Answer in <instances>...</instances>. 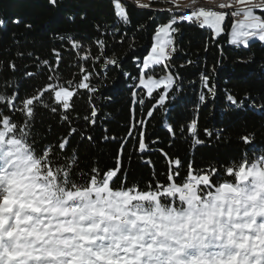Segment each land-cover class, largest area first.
I'll return each instance as SVG.
<instances>
[{"label": "trees", "instance_id": "16d2710c", "mask_svg": "<svg viewBox=\"0 0 264 264\" xmlns=\"http://www.w3.org/2000/svg\"><path fill=\"white\" fill-rule=\"evenodd\" d=\"M120 1L128 23L116 15L115 0H57L55 6L49 0H0V19L5 21L0 26V94L17 95L16 108L11 111L6 103H0V113L17 125V131L8 132L7 138L25 132L36 154H43L51 168L68 170L74 182L90 181L93 176L101 179L106 170L115 167L119 153L120 172L112 177L111 185L141 192L156 191L157 186L164 190L172 184L183 186L190 171L207 174L215 169L209 186L214 192L218 181L235 178L241 163H260L264 159V43L255 40L248 47L231 44L233 16L229 11L219 37L198 24L174 25L178 29L173 36L176 51L166 63L176 77L175 84L164 106L156 107L151 117L147 112L164 89L155 90L151 97L145 91L139 95L144 103H138L135 119L147 120L143 131L148 145L145 152L139 151L140 127H133L132 92L139 89L142 62L153 46L157 28L183 13L162 9L168 3L163 1L152 0L144 8L134 0ZM255 12L264 17L260 9ZM16 20L20 23L13 22ZM97 39L105 41L103 54ZM71 41L82 47L73 49ZM53 49L60 52L58 67ZM83 56L88 59H81ZM107 59L117 63L105 67ZM45 60L54 71L43 64ZM81 66L92 73L89 83L95 92L75 88L85 74L80 72ZM27 72L33 75L27 76ZM164 73V65L153 70L156 76ZM49 75H58L59 83L75 91L71 109L63 113L45 93L42 99L48 107L37 102L32 117H26L19 110L20 101L51 83ZM203 76L208 77L214 93L204 87ZM202 93L204 102L199 99ZM228 95L241 106L233 105ZM92 105L97 109L95 125L84 119L90 117ZM52 107L57 108L55 113ZM62 114L68 115L69 121L62 120ZM193 119L197 122L195 137L202 144H194L188 132ZM166 125L173 127L175 135ZM72 127L77 131L69 135ZM106 135L116 140H105ZM244 136L251 142L245 143ZM65 137L69 142L61 151L58 144ZM176 159L178 167L169 163ZM229 167L234 168L232 176L227 175ZM199 189L206 190L204 185Z\"/></svg>", "mask_w": 264, "mask_h": 264}, {"label": "clouds", "instance_id": "9594fccd", "mask_svg": "<svg viewBox=\"0 0 264 264\" xmlns=\"http://www.w3.org/2000/svg\"><path fill=\"white\" fill-rule=\"evenodd\" d=\"M45 160L0 137V264H264V162L181 197L74 182Z\"/></svg>", "mask_w": 264, "mask_h": 264}, {"label": "snow or ice", "instance_id": "6c2138e0", "mask_svg": "<svg viewBox=\"0 0 264 264\" xmlns=\"http://www.w3.org/2000/svg\"><path fill=\"white\" fill-rule=\"evenodd\" d=\"M137 4L144 8L148 7L149 5L141 3V0H136ZM208 3L213 4L215 3V0H207ZM49 3L55 6L57 4V0H49ZM171 3L179 7V0H171ZM197 0H191L188 7L190 8V11L184 12L183 14L179 16L173 15L168 22L161 24L155 33V42L153 47L151 48V54H149L142 62L141 72L139 74V82L136 85V87H143L147 90V95L149 97L152 96L154 90L163 88L164 91L159 94L158 100H156V103L153 105L152 109H150L147 112V117H151L153 114V111L156 107H163L165 104V101L168 96V91L173 87L175 84L176 77L172 74L171 71H168V64L166 63L168 60H170L172 53L176 51L174 47V33L178 31L174 25H176L178 22H188L193 24H198L201 28H207L212 31L214 36H218L223 32V24L226 19L227 13L217 11L213 8H206L203 6L196 7ZM218 8H232L235 7L236 10L231 13V15L235 19L234 23L231 28L230 33V43L236 46H244L248 47L249 42L253 39H258L261 42H264V17L257 15L255 10L260 9L262 12H264V0H259L257 3L256 0H226V2L219 3L217 5ZM115 9H116V15L122 20L124 23H128V15L126 12L125 7L120 3V0H115ZM14 23H20L19 20L13 21ZM5 21L3 19H0V26L4 25ZM30 27V25H29ZM96 43L101 46V54H103V46L105 44V41L103 39H97ZM71 46L73 49H79L82 46L78 41H71ZM53 52L55 53L56 60H55V66H59L60 63V52L53 49ZM81 59H88L87 56L81 57ZM96 59H99V57H96ZM117 61L115 59H107L105 63V67L111 64H116ZM188 63H191V61H188ZM44 65L48 66V69L50 71H54L53 65L49 64L47 60L43 61ZM156 65H164L165 74L161 75L158 79L154 77L152 74H147L146 76V70L152 68ZM11 67L13 70L15 69V64H12ZM81 73H85L82 76L81 81L75 85V88L77 89H86L89 92H95L96 89L94 86H90V76L92 73L87 72L86 69H84L82 66L80 68ZM27 76H32L33 73L27 72ZM48 80L51 81V83L44 84L41 88H39L33 95L23 98L20 103L22 104V107L19 109L20 111L24 112L26 117H32L33 115V106L37 102L42 104L44 107H48V105L44 102L42 99L45 96V93H49L50 96L54 99V101L60 105L63 113H68L69 110L72 107L71 100L74 95H76L74 90H70L68 87H65L64 84L59 83V76L58 75H49ZM202 81L204 84V87L208 89L210 93H214V88L208 86V77L203 76ZM71 83V81H69ZM133 96V104L137 103L136 96L137 92H132ZM201 102H204L205 95L202 93L199 97ZM227 99L237 107H240L241 104L237 102V100L232 96L228 95ZM16 100L17 95L14 93L11 96H5L3 94H0V103H6L9 106V110H13L16 108ZM140 104L144 103V99L141 98L139 100ZM264 107V106H262ZM52 112H56L57 108L52 107ZM97 117V109L94 105L91 106V113L90 117L86 116L84 117L85 120H88L90 124L95 125L97 123L96 118ZM62 120L69 121V116L62 114L61 116ZM133 127L136 125H139L140 131H139V141H138V149L141 153L145 152V150L148 148V145L145 143L144 140V131L143 128L147 123L146 119H141L137 121L135 119V110H133ZM0 124H2L3 129L0 131V137H3L5 139H12V140H18L19 138L23 137L26 139V133L21 132L20 135L16 138H7L8 132H14L17 131V125L15 122H13L10 117H6L3 115V113H0ZM167 130L172 135H175L174 129L171 125H166ZM25 129H27V125H25ZM197 130V122L195 119L191 121V123L188 125V132L190 135L193 136V143L194 144H202L203 141L196 139L195 134ZM77 129L75 127H72L70 129V133L74 134L76 133ZM106 131V130H105ZM181 132L184 131L183 128L180 129ZM209 136L212 135V133L208 130H205ZM128 135H132L131 129L128 132ZM89 140L91 139V136L87 137ZM105 140L112 139L116 140L115 136L109 137L105 136ZM245 143H250L251 140L248 136H244L242 138ZM68 138H63L59 144L58 148L63 151L66 148V145L68 144ZM155 143V141H153ZM47 151V149H46ZM120 151L123 152V142L120 144ZM162 151V149H161ZM264 151V150H262ZM165 155H167L165 153ZM41 157H44L43 154H41ZM261 162H264V159H262ZM260 162V163H261ZM150 163V161H149ZM170 164L174 163L177 167L180 165L179 159H176L174 161H169ZM259 163V164H260ZM256 162H253L249 165L241 163L238 167V170L235 171V179L239 180L241 175H243L245 172L249 170L251 167H256L259 165ZM50 169L51 167L48 166ZM190 167V166H189ZM248 169V170H246ZM215 169H212L207 174H203L202 172H197L196 174H192V172H189L188 178L183 183V186H177L175 184H172L170 187H168L166 190H164L163 186H157L156 191H144L143 193L146 195L155 194L157 196L167 195L172 196L173 189H175V195L183 196L184 192L183 189L185 187H188L191 181H196V185L199 188L200 185H204L206 190H203L206 195H211L215 191L218 190V186L215 187L214 192L210 189V175L211 172H214ZM120 172V159H119V153L116 158V164L113 169L106 170L101 180L104 181H111L112 177L115 176L117 173ZM234 172L233 167H229L227 169V175L232 176ZM96 179L95 176L90 178V181H94ZM172 179L171 173L169 174V180ZM227 186V185H225ZM133 188H129L131 190ZM138 191V190H137ZM171 202V201H170Z\"/></svg>", "mask_w": 264, "mask_h": 264}, {"label": "rangeland", "instance_id": "374dc122", "mask_svg": "<svg viewBox=\"0 0 264 264\" xmlns=\"http://www.w3.org/2000/svg\"><path fill=\"white\" fill-rule=\"evenodd\" d=\"M135 2H136V0H134ZM152 0H141V3H143V4H149L150 2H151ZM158 1H170V0H158ZM182 1H184V3L185 2H187V1H185V0H179V2H182ZM191 2V1H190ZM190 2L189 3H187L185 6H183L184 8H182V9H179V10H177L178 12L179 11H181V10H183V9H186V8H189L188 7V5L190 4ZM197 2L198 3H208L207 2V0H197ZM120 3L122 4V2L120 1ZM162 9H167L166 7H163ZM230 11L229 12H231V10H233L232 8H230L229 9ZM174 11H176V10H174ZM257 15H259V14H257ZM226 18H227V16H226ZM233 19H238V18H234L233 17ZM225 21H226V19H225ZM225 21H224V23H225ZM225 30H224V24H223V32H224ZM222 32V33H223ZM231 32V31H230ZM221 33V34H222ZM220 35V34H219ZM219 35L218 36H216V37H219ZM255 40H257V41H259L258 39H253L252 41H250L249 42V44L251 43V42H253V41H255ZM154 42H155V36H154V40H153V45H154ZM261 42V41H260ZM262 43H264V42H262ZM153 47V46H152ZM149 54H151V50H150V52H149ZM148 54V55H149ZM147 55V56H148ZM146 56V57H147ZM145 57V58H146ZM159 66H161V65H156V66H153L152 68H150V69H148V70H146V76H147V74H152V75H154V77L155 78H159L161 75H163V74H160V75H158V76H156L155 74H153V70H154V68L155 67H159ZM165 74V73H164ZM159 89H161V88H159ZM159 89H156V90H159ZM143 91H145L146 93H147V90L146 89H144L143 87H139V89L136 91L137 92V96H136V100H137V103L136 104H134V110H135V118H136V115H137V108H138V103H139V95L143 92ZM155 91V90H154ZM259 164V163H258ZM246 170H248V169H246Z\"/></svg>", "mask_w": 264, "mask_h": 264}, {"label": "built area", "instance_id": "2783aa9c", "mask_svg": "<svg viewBox=\"0 0 264 264\" xmlns=\"http://www.w3.org/2000/svg\"><path fill=\"white\" fill-rule=\"evenodd\" d=\"M222 2H226V0H215V3H213V4H210V3H198L197 2V4L195 6L196 7L203 6V7H206V8H213V9H215L217 11H221V12H223V11H229L230 8H223V9H221V8H218L217 7V5L219 3H222ZM256 2L258 3L259 0H256Z\"/></svg>", "mask_w": 264, "mask_h": 264}, {"label": "crops", "instance_id": "0c3cea01", "mask_svg": "<svg viewBox=\"0 0 264 264\" xmlns=\"http://www.w3.org/2000/svg\"><path fill=\"white\" fill-rule=\"evenodd\" d=\"M185 1H187V2H185L184 3V1H182V2H179V8H181V7H183V6H185L187 3H189L191 0H185ZM170 4H172V3H170ZM174 7H176L177 8V6L176 5H174V4H172ZM232 9H235L236 10V8L235 7H232ZM234 10H231V12H233ZM227 17H228V15H227ZM235 20V19H234ZM234 20H232V25H233V23H234ZM231 33V32H230Z\"/></svg>", "mask_w": 264, "mask_h": 264}, {"label": "bare ground", "instance_id": "6f19581e", "mask_svg": "<svg viewBox=\"0 0 264 264\" xmlns=\"http://www.w3.org/2000/svg\"><path fill=\"white\" fill-rule=\"evenodd\" d=\"M187 11H190V8H186V9H183L181 11H179L180 13H184V12H187ZM230 11V10H229ZM224 13H227L228 11H223Z\"/></svg>", "mask_w": 264, "mask_h": 264}]
</instances>
